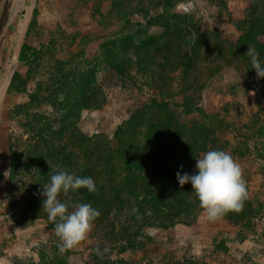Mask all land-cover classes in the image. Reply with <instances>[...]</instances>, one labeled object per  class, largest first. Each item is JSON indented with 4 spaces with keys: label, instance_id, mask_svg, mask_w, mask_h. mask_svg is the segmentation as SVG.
<instances>
[{
    "label": "rangeland",
    "instance_id": "rangeland-1",
    "mask_svg": "<svg viewBox=\"0 0 264 264\" xmlns=\"http://www.w3.org/2000/svg\"><path fill=\"white\" fill-rule=\"evenodd\" d=\"M170 5L168 0H0V220L9 217L12 233L2 239L0 231V264H264V131L255 134L264 128V78L250 75L251 70L239 61L235 67L218 70L214 54L202 63L200 57L209 46L207 37L217 42L212 32L228 43H236L249 27L264 32V0H174ZM136 33L135 38L146 39H134L139 47H146L149 38L160 40L163 33L166 39L175 36L172 45L179 46L181 57L197 36L201 49L191 66L198 73L182 76L180 65L162 69L160 53L153 52L156 63L138 62L133 55L130 59L139 65H130L121 77L102 56L122 55L125 42ZM253 40L244 42L264 44V34ZM23 44L32 47L27 51L29 62L20 61ZM207 66L215 70L208 77ZM160 69L166 76L155 75ZM79 82L85 91L78 89ZM190 83L205 86L194 99L211 122L196 112L187 116L177 105L184 85ZM81 99L91 108L73 116L76 129L100 142L115 143L119 137L131 156H139L138 147L155 144L146 129L149 121L169 112L178 122L203 121L194 131L196 153L202 157L209 150H225L240 163L249 193L243 210L215 222L201 210L193 223L168 228L123 227L127 225L124 209L112 210L109 222L94 220L89 238L61 253L55 227H49L42 205L35 213L27 203L39 192L36 177L27 170L35 155L38 160L43 157L33 149L39 142L35 131L24 124L38 114L36 125L43 127L42 136L56 140L65 129L58 122L63 120L60 107L54 105ZM162 99L170 104L163 105ZM64 107L76 112L71 105ZM205 128H209L207 142L201 138ZM152 131L165 137L170 128ZM244 135L249 139L244 141ZM74 139L69 145L74 157L87 163L82 155L87 146L78 145L77 134ZM161 155L154 154L149 170H157ZM11 156L21 159L19 168L11 170ZM117 165L122 169L121 162ZM242 213H249V219L235 224L227 218ZM137 229L141 234H136ZM124 230L135 237L122 251L127 245Z\"/></svg>",
    "mask_w": 264,
    "mask_h": 264
},
{
    "label": "trees",
    "instance_id": "trees-1",
    "mask_svg": "<svg viewBox=\"0 0 264 264\" xmlns=\"http://www.w3.org/2000/svg\"><path fill=\"white\" fill-rule=\"evenodd\" d=\"M174 3V0H168ZM170 5V6H171ZM140 25V24H138ZM217 38V42L214 44L208 37L207 43L208 47H205L203 54H200L201 63L202 59H207L210 55L219 59L218 70L224 67H235L236 62H242L245 64L247 71H252L250 57L246 55L248 47H258L257 50L260 53V60L264 63V44L251 43L246 44L244 40L252 41L256 35H263L264 32L258 33V31L249 27L244 30V33L240 35L239 40L236 43H228L221 38L220 33L212 32ZM132 34L131 39L127 40L125 45V50L122 55H108L103 54V60L110 67L116 70V73L121 77L125 76L128 71V67L132 64H137L135 61L131 60V56H136L137 61H155L153 52L160 53L161 60L158 61L159 66L162 69L170 68L176 69L177 66H181L182 76H189L198 73V71L193 70L191 63H196L198 60V49H201L200 43H198L197 36L194 39V46H191L188 53L181 57L178 53L179 46L176 47L172 44L175 42V36L167 38V34L163 33L160 40H153V38H147L148 45L146 47H139L134 43V39L138 42L146 39L135 38L137 36ZM167 40V41H165ZM254 41V40H253ZM153 47V48H149ZM27 44H23L20 50V61L29 62L31 60L30 55L27 51L31 50ZM156 63V61L154 62ZM248 63V65L246 64ZM205 68V66L203 67ZM208 70H211L208 75L210 76L215 72L212 67L207 66ZM161 70V69H160ZM250 71V75H255V71ZM202 74V69H200V75ZM157 76H166L164 70L157 71L155 73ZM79 90L85 91L86 86L81 84H76ZM68 87V86H65ZM203 85L196 84H185L183 87V98L177 104L182 107V112L185 115H191L196 112L201 118L204 117V121H212L206 117L203 109L196 104V99H194L195 94L204 88ZM162 88V87H161ZM164 89V88H163ZM161 89V90H163ZM82 101V104H81ZM81 101H68L65 100L56 103L54 106L58 109L60 107V116L63 118L62 121H58L60 126L64 128V131L58 133V138L49 139L43 135V127L36 125L39 123L38 114L34 115L32 122L29 121L24 124L27 126L28 130L35 131L36 137L39 140L33 145V149L38 153V156L43 157L41 160L34 157L33 163H31L30 169L27 172L31 174L33 172L32 178L36 179L35 183L39 188V192L33 193L30 200H27L29 206L34 209L42 205L41 199H45L41 195L43 191V185L49 181V177L52 173L48 170H52L53 166L60 165L68 169L70 173H74L80 177H91L95 184L97 191L95 193H89L87 189H80L74 193H70L72 203H88L97 210H99L100 215L95 219V221L105 220L109 222L108 215L112 210L118 211L124 209L126 221L123 224H127L123 227H129L130 224L139 228L143 225H151L162 228L174 227L178 224H191L196 220V216L201 211L199 201L196 199L194 193L191 190L190 184H185L181 187L177 181L176 173L181 170L180 166H183L181 174L183 172L193 173L195 171V159L201 157V155L196 153L194 148L197 145V139L194 136V131H196L203 121H190L178 122L174 119L173 114L167 113L157 121H149L147 124L148 135H153V142L155 144L151 145L148 143L143 148L138 147L137 153L139 156H131L124 151L123 146L126 145L124 141H121L119 137H116L117 141L113 143L105 139L104 142L95 140L90 137H85L76 129V118L73 116L78 115L81 109H90L91 106L87 101L81 99ZM163 105L166 106L168 103L166 100H161ZM165 101L166 103H164ZM64 105H68L76 110L74 113H70ZM27 107V106H26ZM53 121H57V118H53ZM170 128V131L166 132L165 137H160V133L155 134L152 130L156 127ZM48 127V125H47ZM67 128L71 129V134L67 133ZM120 128V127H119ZM264 131V128H259L256 130V135ZM74 134L80 137L78 143L79 146H87V149L83 150V157L87 159L86 162H80L74 157V151L71 150L69 145H73L76 142L74 139ZM209 134V128H205V131L201 132V138L206 141ZM199 136V135H198ZM244 141L249 139L248 136L244 135ZM94 140V141H93ZM132 145H134V139H130ZM167 145H164V142ZM9 145V150H10ZM45 147V148H42ZM146 147V148H145ZM33 150V153L35 151ZM160 152L162 161L157 164V170H149V164L155 161L154 154ZM131 152V151H130ZM15 155V154H14ZM20 158L12 157L10 159L11 170L20 167ZM46 161V162H45ZM167 161H171L167 164ZM121 162L123 164L122 169L116 166ZM144 165L146 169L144 168ZM30 170V171H29ZM32 170V171H31ZM35 194L37 196L35 197ZM67 199L61 196V201L63 202ZM135 209V212L133 211ZM249 213H242L238 216L227 215V218L235 224L238 221L249 217ZM49 227H55L52 221L48 223ZM136 234H141L140 230L137 229ZM128 231L124 230L122 236L125 237L127 241L126 247L131 245V240L135 237L134 235H128ZM114 234V233H113ZM117 237L121 238L120 234L117 232ZM118 238V239H119Z\"/></svg>",
    "mask_w": 264,
    "mask_h": 264
},
{
    "label": "clouds",
    "instance_id": "clouds-1",
    "mask_svg": "<svg viewBox=\"0 0 264 264\" xmlns=\"http://www.w3.org/2000/svg\"><path fill=\"white\" fill-rule=\"evenodd\" d=\"M246 55L250 57L257 79L264 78V63L260 60V53L254 47H248ZM180 168L182 170L183 166ZM181 170L176 173L179 185H191L192 192L210 222L223 218L229 212H241L249 199L243 168L228 151H206L201 158L195 159L193 173L181 174ZM80 189H87L89 193L97 191L91 177L77 176L60 165L55 166L49 181L43 185L41 195L45 199L42 209L55 226L61 253L87 240L94 220L100 215L99 210L91 204L72 203L70 193ZM61 196L67 199L62 202Z\"/></svg>",
    "mask_w": 264,
    "mask_h": 264
},
{
    "label": "crops",
    "instance_id": "crops-1",
    "mask_svg": "<svg viewBox=\"0 0 264 264\" xmlns=\"http://www.w3.org/2000/svg\"><path fill=\"white\" fill-rule=\"evenodd\" d=\"M7 220L8 221H6V220L1 221L0 220V231L2 232V235H1L2 239L8 238L9 236L12 235V233L8 230V228H10V227H7V226H9V225H7V223H9L11 220L9 219V217ZM21 228L22 227H18L19 232H21V230H22ZM23 229L25 230L26 228L23 227Z\"/></svg>",
    "mask_w": 264,
    "mask_h": 264
}]
</instances>
